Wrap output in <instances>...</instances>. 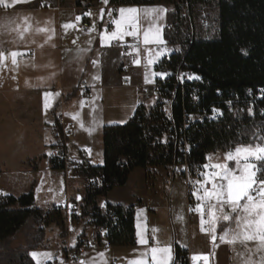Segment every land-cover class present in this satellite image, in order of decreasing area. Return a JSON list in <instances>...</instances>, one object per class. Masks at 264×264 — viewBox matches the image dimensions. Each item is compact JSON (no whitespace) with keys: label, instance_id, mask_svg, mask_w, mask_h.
<instances>
[{"label":"trees","instance_id":"obj_1","mask_svg":"<svg viewBox=\"0 0 264 264\" xmlns=\"http://www.w3.org/2000/svg\"><path fill=\"white\" fill-rule=\"evenodd\" d=\"M97 2L74 0L76 6ZM110 2L172 6L165 15L162 36L176 49L161 58L156 68H170L173 80L182 74L191 79L177 88L176 83H165L164 91H170L167 97H173L167 114L160 110L167 101L156 99L153 106L137 105L124 124L104 125L102 164L80 170L84 178L100 179L87 182L83 189L79 217L85 220V230L95 229V239L106 233L110 246H130L136 243L135 205L106 202L101 207L99 201L123 186L134 168L171 167L181 156L177 138L183 132L191 144L186 155L188 172L196 177L209 153L227 151L229 144L241 138L244 143L256 142L253 133H264V0ZM211 4L217 6L216 27L212 37L204 38L196 31L194 13ZM213 109L222 111V117H210ZM189 117L191 122L186 123ZM55 146L62 151L58 143ZM61 155L48 156L51 168L63 169ZM28 225L31 233L22 234L23 241L13 246L16 234ZM49 228L64 238L60 211L37 206L32 189L20 196L0 194V264H36L30 253L49 248ZM172 252L173 264H189L187 248L175 243Z\"/></svg>","mask_w":264,"mask_h":264},{"label":"crops","instance_id":"obj_2","mask_svg":"<svg viewBox=\"0 0 264 264\" xmlns=\"http://www.w3.org/2000/svg\"><path fill=\"white\" fill-rule=\"evenodd\" d=\"M108 2L109 0H107ZM105 4V0H98L95 8L85 12H90L91 15H85L77 9L74 0H16L15 4H13V0H5L7 6L0 5V51L4 53V59L0 60V94L18 95L14 101L16 107L9 108L8 115L16 114L28 117V123L42 122L51 125L55 130L56 140L50 142V151L51 155H57L58 149L55 144L58 142V130L54 128V121L58 113L62 111L65 121L71 124L70 138L73 137L72 140L70 138L68 140L73 152L70 153L66 147L68 156L74 158L80 152H84L92 165H100L98 164L99 160L89 141L78 135H73L77 123L87 118L88 123L94 129H102L106 124L118 123L124 119L127 121L137 105L148 106L145 103L148 92L156 100L152 83L160 75L148 74L144 68V59L145 55L149 57V51L152 48L155 49V46L162 44L161 42L144 44L145 28L142 22L144 12L140 10L144 8L165 9V12L157 11L158 21L162 17V25L165 24V15L168 10L164 4L148 5L150 7L121 5L118 8L119 19L120 8H136L137 15L140 17L138 36L143 45L142 58L140 62L128 61L122 56L121 45L130 42L133 36L111 38L112 33L117 31V27L116 24H108L103 18L101 19V9ZM83 16H86L90 23V29L87 31L78 28ZM77 17H81V19L77 21ZM65 24L74 26L65 28L63 27ZM101 36L104 37L103 43ZM160 36H162V29ZM114 40L117 41V44L113 43ZM11 52H33L34 58L20 59L17 56V63L13 64ZM158 62L159 60L153 62L156 71ZM123 63L129 65L125 72L120 70V65ZM158 71L160 72V70ZM123 80H126L127 83L123 84ZM141 82L144 87H140ZM81 83L91 90V96L86 105L82 100L84 92L81 89ZM73 90H75L74 95L70 96ZM45 93H58L59 95L45 97ZM67 96L68 98L65 99ZM73 97L78 100L71 101ZM46 102L47 108H45ZM73 116H76V119H73ZM94 159L96 162L93 163ZM153 168L155 169L153 174L156 177L161 174V176L174 179L177 175L173 173L171 167ZM143 170L140 176L146 181L147 169L143 168ZM127 181L123 186L112 189L105 197V203L134 204L137 235L136 211L138 208H146L150 215H153L154 211L134 193L127 194L125 198L119 200L112 197L111 193L118 188H123ZM220 226L218 230L221 229ZM95 233V229L89 235L85 231L80 240L92 241L95 239L93 238ZM151 235H153L152 232ZM78 236L77 242L74 244L66 235L62 239L66 242L60 249L51 248V246L43 249L57 252L53 262L49 261L48 264H81L82 261L84 264H130L131 261L142 257L138 256L136 251L138 246L136 241L134 245L130 246L87 247L81 251L77 262H68L65 259L64 248L67 245L72 247L77 245ZM209 244L211 243L209 242ZM100 253L104 254L103 257L99 255ZM188 253L189 261L192 264H195L199 258L204 259L202 256H196L197 258L192 262L189 250ZM204 261L205 264H210L208 259Z\"/></svg>","mask_w":264,"mask_h":264},{"label":"rangeland","instance_id":"obj_3","mask_svg":"<svg viewBox=\"0 0 264 264\" xmlns=\"http://www.w3.org/2000/svg\"><path fill=\"white\" fill-rule=\"evenodd\" d=\"M145 6L150 7L148 5ZM167 7L168 9L172 8L169 5ZM216 15L217 6L215 4L201 6L196 9L194 13L196 31L201 33L204 38H210L214 35ZM204 21L207 24L206 27H204ZM142 22L145 32L155 33L159 31V35H161L162 17L158 21L157 12L144 13ZM207 29L209 30L207 31ZM160 37L163 48L159 51L152 48L149 51V57L145 55L144 59L146 72L154 76H161V71L155 70L153 62L171 54L176 49L175 46L166 44L163 37ZM149 59L153 61L151 64L148 63ZM17 96V94H0V194L20 196L32 189L36 205L42 207L43 210L50 209L53 202L62 203L67 194L71 198L72 205L75 206V209H72L73 211L68 217L70 220L69 224L66 222L65 213L60 212V214L64 220V227L66 226L63 234L67 235L74 244L77 242L78 234L85 230V220L83 217H79V214L83 189L90 180L84 178L78 168L72 167V169L67 171L69 173V187L65 185L66 172L64 168L62 170L53 169L50 164L48 165L47 157L51 155L50 142L56 140L55 130L48 123H28V117L17 116L16 114L8 115L9 108L16 107L14 101H16ZM146 96L145 103L148 106H153L156 100L149 92ZM76 100H78L76 97L71 99L74 102ZM55 121L57 126L54 128L61 131L58 116H56ZM88 122L87 118L84 121L80 120L73 135L83 137L91 143L94 147L95 156L99 160L98 164L101 165L103 157L102 129L96 130ZM125 122L126 120L124 119L114 124L121 125ZM70 136L65 138L63 142L62 134L58 132L57 143L62 151L57 152V154L66 153L68 156L66 147H68L70 153L73 152L72 146L68 141ZM72 139L73 137L70 138V140ZM225 152L209 153L206 164L224 162L223 156ZM217 157H220V159L217 160ZM94 162H96V159H94ZM228 163L230 167H235L233 161ZM153 170H155L153 167L147 170V180L144 181L140 176L144 170L141 167H137L129 177L127 184L111 193L112 197L117 200L125 198L127 194L134 193L139 196L145 205L154 211L153 215H150L146 208H138L136 211V241L138 242L140 238L148 241L147 244L138 243L136 248L138 256H141V253L149 252L147 257L141 258L146 259L151 264L150 248L159 241L161 247L171 245L173 249V245L176 243L187 248L192 262L194 260L193 257L202 256L204 260L208 259L210 264H242L243 259L247 258L250 253L246 252L239 243L229 245L217 240V246L214 247L211 241V227L208 224V217H203L205 223L203 226L201 224V210H197L200 202L192 193L195 191V187H198V185H194V182L203 178L196 176L191 181L189 180L193 188L187 195L186 185L179 175H176L174 179L161 176V174H159L160 177H156L153 174ZM204 171L207 170L203 168L199 172ZM209 185L211 188L210 183L207 184V187L209 188ZM77 197H80V199H77ZM99 204L104 207L105 198L101 199ZM219 226L221 227L219 233H222L225 227H229V224L228 222H220L216 225V228L218 229ZM231 226L234 227V223ZM202 227L204 231H202ZM153 229H158V231L154 232ZM32 230L31 225L23 228L16 234V239L12 245L15 246L22 242V234L27 232L29 234ZM92 230V228H87L85 230L86 234L89 235ZM48 231L51 248L60 249L64 246L66 241H62L56 234L51 233L52 229L49 228ZM151 232L153 235H151ZM249 247L253 249V254L251 255L254 260H259L260 256L264 255V253H255L254 244H250ZM237 252L244 253V256L238 257L236 255ZM36 253L51 254L50 256L42 255L37 257L35 259L36 264L37 261H39V264H48L49 261L53 262V258L57 254L53 250H39Z\"/></svg>","mask_w":264,"mask_h":264},{"label":"snow or ice","instance_id":"obj_4","mask_svg":"<svg viewBox=\"0 0 264 264\" xmlns=\"http://www.w3.org/2000/svg\"><path fill=\"white\" fill-rule=\"evenodd\" d=\"M16 0H13V4ZM107 3V0H105ZM0 5H5V0H0ZM144 13L165 12L160 9H142ZM136 8H120V19L113 21L116 24L117 31L111 35L112 39L123 38V36L138 37V22L140 17L137 15ZM85 15H91L90 12ZM104 15V9H101V19ZM111 15V13H109ZM77 21L81 17L76 18ZM74 25L65 24L63 27L69 28ZM43 31V29H40ZM104 37L101 36L103 43ZM162 42L160 40L159 31L152 33L144 32V44ZM12 63L16 64V57L22 53L11 52ZM4 59V53L0 51V60ZM153 61L149 59L148 63ZM147 79V77H146ZM49 95H59L45 93V97ZM48 107L47 102L45 108ZM251 114V112H250ZM76 119V116H73ZM253 140L256 142L244 143L241 138L235 144H229L228 150L224 153V162L215 164H205L203 168L210 171L199 172L197 179L194 182L195 191L192 195L200 202L197 210L207 209L208 224L211 227V241L213 246L216 241L235 245L239 243L246 252L250 253L247 258L243 259L242 264H264V255H261L259 260L252 258L253 249L250 244L255 245V253H264V133L254 132ZM220 157H217L219 160ZM229 161L235 163V167L229 166ZM211 184V188L206 187ZM80 199V197H77ZM220 222H228L229 227H225L222 233L216 228ZM205 223L203 217L201 224ZM234 223V227L231 226ZM158 231V229H153ZM202 231L204 228L202 227ZM139 235V233H138ZM138 243L147 244L148 241L140 238ZM151 264H173L174 255L171 245L161 247L159 241L156 245L150 248ZM35 260L39 256H50V253H30ZM103 257V253L99 254ZM149 252L141 253L142 257H147ZM238 257H243L244 253L237 252ZM196 259V257H193ZM39 264V261H37ZM81 264H84L82 261ZM130 264H149L144 259L131 261Z\"/></svg>","mask_w":264,"mask_h":264},{"label":"built area","instance_id":"obj_5","mask_svg":"<svg viewBox=\"0 0 264 264\" xmlns=\"http://www.w3.org/2000/svg\"><path fill=\"white\" fill-rule=\"evenodd\" d=\"M93 6H84L81 5L79 6V9L81 10H86L89 8H92ZM115 4L111 3V4H107L104 6V15L103 18L104 20L108 23V24H114L113 21L118 19L117 14L115 13ZM109 13H111V15H109ZM205 23V22H204ZM80 30L82 31H87L90 29V24L87 20L83 19L78 27ZM114 44H117V41H113ZM142 42L141 39H139V37H133L130 43H125L122 46V50L126 52L127 57L130 61H135L137 60L140 55L136 54V51L140 52L142 49ZM163 48V45H157L155 46V50L159 51ZM20 59H33L34 58V53L33 52H28L26 54H22L18 56ZM139 65V64H138ZM129 66L128 65H122L121 66V72H125L127 70ZM169 70H171L168 67H163L161 68V76L156 78L153 83H152V87L153 88H157L158 86H161L163 83H171V84H175L178 81L182 80V79H186L185 76L182 77H176L173 80L172 74L169 73ZM123 84H126L127 81L123 80L122 81ZM81 89L84 92L83 95V104L86 105L89 101V98L91 96V90L87 87L84 86V84H81ZM215 112H219V111H215ZM59 123L61 124V131L60 134H62V140L63 142L65 141V138L69 137L71 135V124L65 122L64 118H59ZM186 141L188 142V140L186 139ZM189 143V142H188ZM190 144V143H189ZM62 146V145H60ZM70 157L67 156L66 153L62 154V159H63V168L66 172V176H65V185L69 187L68 183H69V173L67 172L69 169L73 168H78L79 170H81L80 168H88L89 167V161H88V157L84 154V152H80L76 157L69 159ZM177 167H179L181 172L185 173V166H181L178 165V163L176 165H174V169H176ZM185 179H183L185 185H186V190H187V195L189 194V192L191 191V189L193 188L192 183H190V181H187L186 178L187 175L185 174V176L183 177ZM91 183H94V179H90ZM98 182V179H97ZM99 183V182H98ZM71 198H69L67 196V194L65 195L64 201L62 203H57V202H53L51 204V208L54 210H58L60 212H64L65 216H66V222L67 224H69L70 220L68 219V217L70 216V214L72 213L71 211H73L72 209H75V206L72 205V202L70 201ZM201 216L203 217H208V213H207V209L203 208L201 210ZM68 220V221H67ZM105 237L106 235H103V239L102 240H92V241H81L78 245L76 246H71L68 245L67 250L65 251V255H66V259L68 261L70 260H74L77 261V255L85 248L87 247H100L106 244L105 242ZM71 246V247H70ZM189 264H192L189 261ZM197 264H204L203 259H198Z\"/></svg>","mask_w":264,"mask_h":264},{"label":"bare ground","instance_id":"obj_6","mask_svg":"<svg viewBox=\"0 0 264 264\" xmlns=\"http://www.w3.org/2000/svg\"><path fill=\"white\" fill-rule=\"evenodd\" d=\"M114 3V2H113ZM107 4H111V2L109 3H106L105 5H107ZM115 4V13L117 14V16H118V12H117V10H118V8L120 7V5H118L117 3H114ZM104 5V6H105ZM88 6V5H87ZM90 6H93L92 8H95L97 5H96V3H94V4H90ZM104 6L102 7L103 9H104ZM76 8L77 9H79V6H76ZM92 8H89V9H86V10H81V9H79L80 11H82L83 13H85V12H87L88 10H90V9H92ZM105 10V9H104ZM83 19H85V20H87V17L86 16H83L82 17V19H81V21L83 20ZM104 19V18H103ZM117 20H119V16H118V19ZM88 21V20H87ZM89 22V21H88ZM106 22V21H105ZM205 22V21H204ZM203 22V24L204 25H206V22L204 23ZM81 23V22H80ZM107 23V22H106ZM90 24V23H89ZM115 24V23H114ZM80 25V24H79ZM139 37V36H138ZM140 39V38H139ZM131 42V41H130ZM130 42H128V43H130ZM123 44H125V43H123ZM123 44L121 45V48H122V46H123ZM22 54H26V53H22ZM136 54H139L140 55V57L137 59V60H135V61H139L140 62V60H141V58H142V51H140V52H138V51H136ZM122 56H123V58H126L128 61H130L129 59H128V57H127V54H126V52L125 51H122ZM122 65H128V64H125V63H123ZM122 65H120V70H121V66ZM129 66V65H128ZM182 76H185L186 77V79H182V80H180V81H178V83H176L175 84V87L177 88V86L178 85H180V86H182L183 84H184V82H188V81H190L191 79L188 77V76H186V75H184V74H182ZM181 76V77H182ZM81 84H83V83H81ZM140 87H144V84L141 82L140 83ZM163 87H165V83H163L161 86H158L157 88H153L152 87V90H153V93H154V95H155V97H156V99H163V101H167V104H163L161 107H160V110H161V112L162 113H164V114H167V112H168V110H167V107H169L172 103H173V97L171 98V97H167V94H166V92L167 93H170V91H168V90H166V91H164V89H163ZM174 92V90L172 91V93ZM217 109H213L212 110V112H211V115H210V117H212V118H221L222 117V111H220V110H217V111H219V112H215ZM59 118H64V116H63V113H62V111H60L59 113H58V115H57ZM190 123L191 122V118L189 117L188 118V120H187V122L186 123ZM187 127V124H185L184 125V129ZM58 132H60L59 130H58ZM186 136H185V134L182 132L179 136H178V138H177V150H178V153L181 155V156H179V158H178V160H177V162H175L172 166H171V169L173 170V173H175V174H177V175H179L182 179H185V178H183L184 176H185V174L187 175V177L188 178H186V180L187 181H191L192 180V176H190L189 175V172H188V168H187V163H186V155L189 153V151H190V148H191V144H189L187 141H186ZM58 155V154H57ZM61 157H62V155H61ZM88 159V158H87ZM89 161V160H88ZM178 163V165H183V166H185L184 168H185V173L184 172H181L180 171V169H179V167H177L176 169H174V165H176ZM206 164V163H205ZM205 164H203V165H205ZM89 165H90V162H89ZM203 165H202V167H201V169L203 170ZM81 169V168H80ZM200 169V170H201ZM199 170V171H200ZM211 169H208L207 171H210ZM198 171V172H199ZM196 176H198V173H197V175ZM94 181H96L97 182V179H94ZM98 182H100V179H98ZM203 217V216H202ZM204 218H206V217H204ZM106 235L107 236V234L106 233H103V235ZM103 239V236L100 238V239H94V240H102ZM105 242H106V244L105 245H103V246H107V245H109L108 244V241H107V238L105 237ZM71 247V246H70ZM100 247H102V246H100ZM67 248H68V245L64 248V250L66 251L67 250ZM98 248V247H97ZM84 250V249H83ZM81 253V252H80ZM79 253V254H80ZM79 254L77 255V261H78V256H79ZM65 259H66V255H65ZM199 259H202V258H199ZM67 260V259H66ZM68 261V260H67ZM72 261H74V260H70V261H68V262H72ZM77 261H75V262H77ZM197 261H198V259H197ZM197 261H196V263L195 264H197ZM203 261H204V259H203ZM204 264H205V261H204Z\"/></svg>","mask_w":264,"mask_h":264}]
</instances>
